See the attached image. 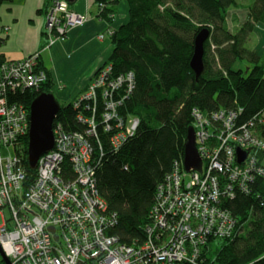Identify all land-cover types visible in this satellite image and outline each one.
I'll use <instances>...</instances> for the list:
<instances>
[{
  "label": "built area",
  "instance_id": "2783aa9c",
  "mask_svg": "<svg viewBox=\"0 0 264 264\" xmlns=\"http://www.w3.org/2000/svg\"><path fill=\"white\" fill-rule=\"evenodd\" d=\"M87 20L88 14L71 9L68 0H53L47 14L49 46ZM39 55L0 61V213L9 211L0 225V264H210L211 240L238 233V219L222 206L223 198L250 193L251 184L264 176V135L256 127L262 115L239 124L242 108H194L202 169L187 171L184 158L177 159L156 188L146 240L124 243L109 232L118 214L99 190L96 144L102 146L91 138L97 136L100 104V123L105 132L114 131L116 151L137 132L140 118L119 111L132 93L134 73L112 77L111 65L99 68L74 101L88 113L78 114L88 128L68 130L55 119L54 146L39 157L31 179L24 163L30 109L10 97L47 82ZM239 151L245 153L242 161Z\"/></svg>",
  "mask_w": 264,
  "mask_h": 264
},
{
  "label": "trees",
  "instance_id": "16d2710c",
  "mask_svg": "<svg viewBox=\"0 0 264 264\" xmlns=\"http://www.w3.org/2000/svg\"><path fill=\"white\" fill-rule=\"evenodd\" d=\"M52 1L46 0V10ZM122 1L128 6V19L113 28V50L106 63L112 66V77L134 73L132 93L119 111L140 118V125L116 151L111 142L114 131L105 132L100 123V104L97 136L91 139L96 144L98 138L102 146L101 150L96 144L99 190L109 210L118 214V222L109 232L124 243L138 244L147 238L158 184L175 161L184 158L188 129L194 125L193 109L242 108L239 124L263 113L264 54L250 49L247 42L257 24H264V0L248 7L246 21L237 30L230 26L228 15L241 6L238 0H95L98 16L111 24ZM204 27L209 28L210 36L204 44V70L197 77L191 58L195 37ZM41 66L47 71V82L39 90L11 94L12 100L25 102L30 109L39 93L52 92L50 73ZM75 100L61 104L56 119L68 130L84 132L87 124L78 114L88 113L83 107L75 108ZM256 125L264 135L262 121ZM28 142L26 136L24 163L34 179L36 169L28 162ZM66 167L70 173V165ZM222 206L238 219V233L211 240L210 264H264V176L251 184L250 193L224 197ZM247 223L249 228L243 234Z\"/></svg>",
  "mask_w": 264,
  "mask_h": 264
},
{
  "label": "crops",
  "instance_id": "0c3cea01",
  "mask_svg": "<svg viewBox=\"0 0 264 264\" xmlns=\"http://www.w3.org/2000/svg\"><path fill=\"white\" fill-rule=\"evenodd\" d=\"M45 2L4 0L0 3V61L21 60L39 52V61L48 69L52 88L57 92L53 93L58 100L61 97L72 102L110 58L113 45L109 29L127 21L128 6L126 2H120L116 6V18L110 24L98 16L95 0H76L70 5L71 8L87 13L88 21L81 27L72 28L64 39L49 46ZM240 4L228 15L230 26L236 30L246 21L249 12V5ZM103 33L104 37L100 38ZM247 46L261 56L264 54V24H257L248 38ZM261 115L264 124V111Z\"/></svg>",
  "mask_w": 264,
  "mask_h": 264
},
{
  "label": "water",
  "instance_id": "95a60500",
  "mask_svg": "<svg viewBox=\"0 0 264 264\" xmlns=\"http://www.w3.org/2000/svg\"><path fill=\"white\" fill-rule=\"evenodd\" d=\"M75 2L76 0H68ZM210 36L208 27L200 30L194 40V51L191 58V67L198 77L204 70L205 41ZM61 104L53 92H41L30 105V129L28 142V162L35 168L39 157L54 146L53 123L60 110ZM239 161L245 157V153L239 151ZM202 157L196 145V130L192 125L188 129L187 142L185 146L184 165L187 171L202 169ZM53 229V227H52ZM9 263V259L5 256Z\"/></svg>",
  "mask_w": 264,
  "mask_h": 264
},
{
  "label": "rangeland",
  "instance_id": "374dc122",
  "mask_svg": "<svg viewBox=\"0 0 264 264\" xmlns=\"http://www.w3.org/2000/svg\"><path fill=\"white\" fill-rule=\"evenodd\" d=\"M241 3H243V4H245V5H253L255 2H256V0H239ZM232 9H234V8H232ZM231 9V10H232ZM230 10V11H231ZM88 19H89V16H88ZM88 21V20H87ZM86 23V22H85ZM85 25V24H84ZM83 26V25H82ZM78 27H81V26H78ZM109 34V33H108ZM109 36V35H108ZM101 38V37H100ZM58 40H60V39H58ZM57 40V41H58ZM56 42V41H55ZM243 64H244V62H242ZM244 65H246V64H244ZM237 66H239V65H237ZM86 90V89H85ZM84 90V91H85ZM52 92H56L53 88H52V90H51ZM57 93V92H56ZM59 96V95H58ZM69 99H67V98H61V97H59V102H60V104H62V105H66V104H68L69 103ZM9 217V211L7 210V209H4L3 211H2V213H0V225H2L4 222H5V219L6 218H8ZM248 228H249V223H247V225H246V227L244 228V230L242 231V233L243 234H245L246 232H247V230H248ZM216 245H217V243L215 242L214 244H213V248H215L216 247ZM2 258V254H1V252H0V259Z\"/></svg>",
  "mask_w": 264,
  "mask_h": 264
},
{
  "label": "bare ground",
  "instance_id": "6f19581e",
  "mask_svg": "<svg viewBox=\"0 0 264 264\" xmlns=\"http://www.w3.org/2000/svg\"><path fill=\"white\" fill-rule=\"evenodd\" d=\"M121 107H123V105H121L120 108H121ZM120 112H122V111L120 110Z\"/></svg>",
  "mask_w": 264,
  "mask_h": 264
}]
</instances>
